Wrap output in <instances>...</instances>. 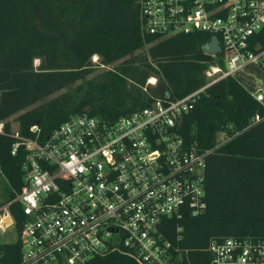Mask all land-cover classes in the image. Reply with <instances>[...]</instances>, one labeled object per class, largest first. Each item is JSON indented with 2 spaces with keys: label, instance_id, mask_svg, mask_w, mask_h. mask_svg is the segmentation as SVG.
<instances>
[{
  "label": "built area",
  "instance_id": "1",
  "mask_svg": "<svg viewBox=\"0 0 264 264\" xmlns=\"http://www.w3.org/2000/svg\"><path fill=\"white\" fill-rule=\"evenodd\" d=\"M140 1L151 35L218 37L206 84L183 97H156L111 122L74 115L46 137L38 125L26 136L12 117L0 120V133L9 123L16 139L12 153L24 152L21 190L0 204V264H113L103 258L115 250L133 259L121 264H184L182 220L207 208L210 149L188 147L180 126L201 94L228 76H251L252 93L264 102L263 76L253 70L264 67V0ZM156 83L150 77L146 85ZM209 250L211 264H264V241L227 237Z\"/></svg>",
  "mask_w": 264,
  "mask_h": 264
},
{
  "label": "trees",
  "instance_id": "2",
  "mask_svg": "<svg viewBox=\"0 0 264 264\" xmlns=\"http://www.w3.org/2000/svg\"><path fill=\"white\" fill-rule=\"evenodd\" d=\"M210 38L147 33L140 0H0V120L14 117L26 136L38 125L46 137L74 115L111 122L156 97H183L207 82L212 56L201 47ZM95 54L107 68L96 72ZM253 70L264 77V67ZM150 77L155 85H146ZM251 78L228 76L209 86L180 126L188 147L210 149L207 208L182 220L184 264H211L213 240L264 241V102L252 93ZM256 114L261 119L251 124ZM6 129L0 133L6 179L0 204L23 183L24 152L12 153L16 139L9 123ZM221 132L225 141L218 144ZM13 209L20 227L21 212ZM129 260L120 250L103 258Z\"/></svg>",
  "mask_w": 264,
  "mask_h": 264
},
{
  "label": "rangeland",
  "instance_id": "3",
  "mask_svg": "<svg viewBox=\"0 0 264 264\" xmlns=\"http://www.w3.org/2000/svg\"><path fill=\"white\" fill-rule=\"evenodd\" d=\"M39 62H40L39 59H36L34 64L37 66V65H39ZM92 62L95 64L96 72H99L101 69L107 68L105 66L101 67L100 65H97L96 64L97 62L94 61L93 57H92ZM263 79H264L263 77L258 78V82L259 83L263 82ZM156 82H157V78H156ZM12 120H13V123H14L15 126H19L18 122L15 120L14 117H12ZM221 136H222V134L219 133V137H221ZM5 186H6V179L3 176L2 170L0 169V202L3 200V197H4V194L2 195V193L4 192ZM3 239H5V240H13L14 239V235H7V236L3 237Z\"/></svg>",
  "mask_w": 264,
  "mask_h": 264
},
{
  "label": "water",
  "instance_id": "4",
  "mask_svg": "<svg viewBox=\"0 0 264 264\" xmlns=\"http://www.w3.org/2000/svg\"><path fill=\"white\" fill-rule=\"evenodd\" d=\"M201 49L204 53L207 54L219 52L221 50V46L218 37L212 36L208 42L202 45Z\"/></svg>",
  "mask_w": 264,
  "mask_h": 264
}]
</instances>
